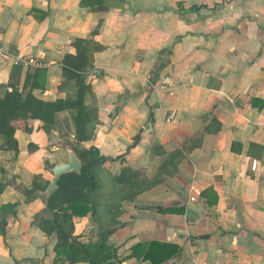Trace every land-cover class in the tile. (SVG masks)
Instances as JSON below:
<instances>
[{"label":"crops","instance_id":"1","mask_svg":"<svg viewBox=\"0 0 264 264\" xmlns=\"http://www.w3.org/2000/svg\"><path fill=\"white\" fill-rule=\"evenodd\" d=\"M92 31L103 47L88 72L99 124L84 145L107 158L100 180L125 166L161 180L123 202L110 243L124 256L137 243L174 244L173 264H264V0H0V85L17 68L13 58L29 54L48 64L33 93L64 97L61 60ZM29 125L30 133L15 132L16 157L0 149V162L25 186L39 173L48 179L47 147L61 141L41 121ZM11 199L22 201L9 226L23 241L42 238L24 228L41 199L25 203L7 186L0 206Z\"/></svg>","mask_w":264,"mask_h":264},{"label":"trees","instance_id":"2","mask_svg":"<svg viewBox=\"0 0 264 264\" xmlns=\"http://www.w3.org/2000/svg\"><path fill=\"white\" fill-rule=\"evenodd\" d=\"M96 32L89 37L75 38L71 42L73 53L66 54L61 60L62 82L59 92L64 97L53 101L38 98L33 92L41 87V79L46 68L27 69L21 85L22 68H15L8 83L0 85V137L1 150L11 151L16 157L19 145L15 138L17 129L30 133L31 121L42 122L41 129L47 134L58 131L59 137L68 143L81 161V171H69L60 176L56 187L48 194L45 191L49 181L42 175H35L30 186L23 187V194L28 200L36 197L44 200V207L37 211L32 224L43 231L47 237H55L54 251L60 264H123L128 258L148 264H173V257L178 252L177 245L149 241L137 243L131 247L127 256H119L118 248L109 239L121 225L119 216L122 204L133 201L143 190L161 182L160 179H148L141 172L130 167H123L118 175H108L100 180L107 160L95 145L83 146L95 137L99 124L98 109L88 72L93 69L92 59L96 51L103 47L94 40ZM171 53V50L162 53ZM157 66L149 77V86L153 88L157 79ZM139 136L135 137V142ZM29 151L37 149L30 143ZM7 183L0 180V194ZM20 202L0 206V235H6L7 217L16 216ZM160 213L176 211L174 207H152ZM91 214L97 226L95 241L84 243L75 235V218ZM57 259V258H56ZM18 261H16V264Z\"/></svg>","mask_w":264,"mask_h":264},{"label":"rangeland","instance_id":"3","mask_svg":"<svg viewBox=\"0 0 264 264\" xmlns=\"http://www.w3.org/2000/svg\"><path fill=\"white\" fill-rule=\"evenodd\" d=\"M42 75L44 76L46 75V73ZM59 144L60 145L56 147H52V146L47 147V150L51 152V158H49L48 160H44L43 169L45 172H48L49 174L48 179H46L47 181H49V184L53 181V172H52L53 168L57 164L68 162L70 159L69 151L74 152L73 149H71L70 145L66 143V139L64 140L61 139V141H59ZM83 146L85 145L83 144ZM51 148H54V149L51 150ZM8 166L9 165L7 163L0 162V180L3 181L4 183L6 182L7 186L14 187V189L17 190L18 193L23 195L25 203L32 202V200H37L39 197H36L35 199H32V200H28L25 197V195L23 194V187H25V185L22 184L21 179L18 175L13 176L11 175L12 172L8 173L9 170L5 169V167H8ZM10 171H12V169H10ZM39 174L42 175V178H43V174L42 173H39ZM39 174H36V175H39ZM40 199H41L40 202L43 204L44 200L42 198ZM20 201H22V199H19V201H15L14 199L13 200L11 199L9 203H15V202H20ZM37 211L33 213L31 212L30 219L25 220L26 224H24L25 225L24 228L30 224L31 226L37 229V233H41L43 236L42 238L39 237L40 234H37V236H30L28 237V241L27 240L23 241V239H20L21 236H18V235H21L19 232L20 230H15V228L9 226V224L11 225V223H15V224L17 223L16 219L18 217L17 216L18 212L16 216L7 217L6 231L9 230L10 228L13 230L12 232L9 231L10 233L9 237L6 236L8 231L6 232L5 236L0 235V264H16V261H18L17 264H60V261H59L60 258L57 257L54 251V245L56 242V238L54 236L47 237V235L43 231H41L36 225L32 224L33 217ZM25 216H27L26 212H24V217ZM74 221L76 225L75 235L79 236L80 241L84 243L95 241L98 231H97L96 224L92 220L91 214H88L85 217L75 218ZM20 229H21V226H20ZM15 231L18 235L15 233ZM29 231L31 230H27V232ZM5 237H7L8 243L5 242ZM121 252H124V251L121 249H118L119 256H124L123 254L126 253V252L124 253H121ZM125 261L123 262V264H126ZM76 264H88V263L79 262Z\"/></svg>","mask_w":264,"mask_h":264},{"label":"water","instance_id":"4","mask_svg":"<svg viewBox=\"0 0 264 264\" xmlns=\"http://www.w3.org/2000/svg\"><path fill=\"white\" fill-rule=\"evenodd\" d=\"M69 156L70 159L68 162L66 163H62V164H57L52 172H53V181L48 185L46 191H45V195L48 196V194L56 187L57 182L60 178L61 175L69 172V171H75V172H80L81 171V161L79 160V158L75 155L74 152L69 151Z\"/></svg>","mask_w":264,"mask_h":264},{"label":"built area","instance_id":"5","mask_svg":"<svg viewBox=\"0 0 264 264\" xmlns=\"http://www.w3.org/2000/svg\"><path fill=\"white\" fill-rule=\"evenodd\" d=\"M5 54V51L0 47V57ZM15 67H21L25 69L31 68H47L48 64L43 59H37L36 57L26 54L21 56H15L12 60ZM191 201H195L194 197L190 198Z\"/></svg>","mask_w":264,"mask_h":264}]
</instances>
